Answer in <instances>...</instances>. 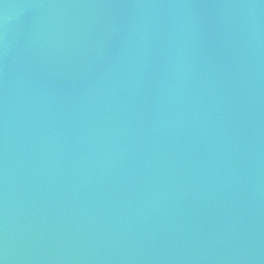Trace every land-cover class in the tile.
Wrapping results in <instances>:
<instances>
[{
	"label": "water",
	"instance_id": "1",
	"mask_svg": "<svg viewBox=\"0 0 264 264\" xmlns=\"http://www.w3.org/2000/svg\"><path fill=\"white\" fill-rule=\"evenodd\" d=\"M0 264H264V0H0Z\"/></svg>",
	"mask_w": 264,
	"mask_h": 264
}]
</instances>
